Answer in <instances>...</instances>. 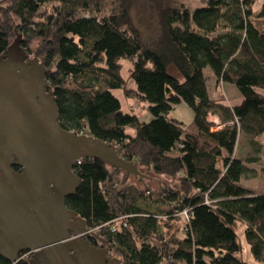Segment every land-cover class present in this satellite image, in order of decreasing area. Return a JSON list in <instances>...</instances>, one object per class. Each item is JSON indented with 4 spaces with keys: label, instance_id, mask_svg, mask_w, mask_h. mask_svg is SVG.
I'll use <instances>...</instances> for the list:
<instances>
[{
    "label": "trees",
    "instance_id": "obj_1",
    "mask_svg": "<svg viewBox=\"0 0 264 264\" xmlns=\"http://www.w3.org/2000/svg\"><path fill=\"white\" fill-rule=\"evenodd\" d=\"M254 3L200 0L189 10L163 0H0V56L19 38L38 59L59 127L169 179L151 190L128 182L151 180L139 171L128 177L94 159L73 167L79 183L66 208L93 230L90 244L110 246L123 264H264V190L239 185L259 160L264 132V7ZM113 41L118 51L98 49ZM205 68L236 88L238 105L208 95ZM117 92L145 103L149 120L123 111ZM180 104L192 112L189 123L169 116ZM238 227L253 263L242 257Z\"/></svg>",
    "mask_w": 264,
    "mask_h": 264
},
{
    "label": "water",
    "instance_id": "obj_2",
    "mask_svg": "<svg viewBox=\"0 0 264 264\" xmlns=\"http://www.w3.org/2000/svg\"><path fill=\"white\" fill-rule=\"evenodd\" d=\"M18 39L0 56V256L12 262L32 250L31 264H120L83 239L90 230L66 208L79 183L72 169L94 159L148 175L111 145L59 127L46 71Z\"/></svg>",
    "mask_w": 264,
    "mask_h": 264
},
{
    "label": "rangeland",
    "instance_id": "obj_3",
    "mask_svg": "<svg viewBox=\"0 0 264 264\" xmlns=\"http://www.w3.org/2000/svg\"><path fill=\"white\" fill-rule=\"evenodd\" d=\"M163 2H164V6L167 8L183 6L185 8H188L189 10H193L194 8H196L200 5V0H163ZM150 15L151 14H149V13H145V15L143 16L144 17L143 21H142L143 32H145L146 34H150L153 31V27H154V20L153 19L148 20V17ZM36 46H37V42H33L31 48L35 49ZM121 46H122V44L119 41L105 42V43L100 44L98 46V49H105L111 53V52L118 51L121 48ZM30 56H32V54H30ZM129 66L130 65L127 61H125V60L122 61V68H123L122 69V75L126 79L128 77V74H129V71H128ZM203 77H204V80L206 82L208 95L213 99H217L215 97L217 92L214 90L213 81H212L215 79L214 74L212 73V71L209 68H205L203 70ZM128 84L131 86L132 83L130 81H128ZM228 86H231L230 88H232V90L228 91L227 93L225 91V93L227 95L223 92L222 87H220V89H219V91H220L219 93L221 94L219 97H220V99L222 98V100L226 103H227V101H226V99H224V97H225L224 94L229 98V100H233L232 95L234 94V92L238 95L237 90L233 85H228ZM222 93H224V94H222ZM117 95L119 97L123 111L134 113L142 121L149 120L148 117H150V114L146 110V104L145 103H143L137 99H126L122 95L121 92L120 93L117 92ZM182 106L183 107H180V106L175 107L172 110V112L169 114V116L174 117L175 115H179V117L182 119V121L186 124L192 120V112L186 105H182ZM208 120H209V117H208ZM187 121H189V122H187ZM258 141L262 145L261 154L258 157L259 160L255 164L251 165L252 170L250 171V173H248L239 182V185L241 187L248 189V190H254V191H262V189H264V132L258 137ZM242 149H243V145L240 147L238 154H240V151H242ZM251 152H252L251 155H253V149H251ZM142 170L151 178V180L145 179L144 182L141 183L135 177H133V176L129 177L128 176L129 177L128 182L137 188L148 187L151 190H155L159 186L158 180H160V181L168 180L169 181L168 178L165 179V177H163V176H155L151 172H147L144 169H142ZM139 205L141 208H143L149 212H155V208L153 205L149 206V205H146L143 203H141ZM242 230H243L242 227H238L237 233H238L240 241L243 245L242 257L244 260L252 262L251 258L249 257L247 248L244 245V238H243Z\"/></svg>",
    "mask_w": 264,
    "mask_h": 264
},
{
    "label": "flooded vegetation",
    "instance_id": "obj_4",
    "mask_svg": "<svg viewBox=\"0 0 264 264\" xmlns=\"http://www.w3.org/2000/svg\"><path fill=\"white\" fill-rule=\"evenodd\" d=\"M12 170L16 173H21L22 169L16 165L12 166ZM69 236L71 234L69 233ZM84 240L88 241L90 244V240L87 237H83ZM90 246L96 247L99 250L106 251V255L110 258V260L118 261L120 264H123L120 257L113 253L110 246L104 247L102 243H96V245L90 244ZM35 251L32 250H20L15 253V259L12 262H9L5 258L0 256V264H31L34 258Z\"/></svg>",
    "mask_w": 264,
    "mask_h": 264
},
{
    "label": "crops",
    "instance_id": "obj_5",
    "mask_svg": "<svg viewBox=\"0 0 264 264\" xmlns=\"http://www.w3.org/2000/svg\"><path fill=\"white\" fill-rule=\"evenodd\" d=\"M264 7V0H255V3H254V9L255 10H259V9H261V8H263ZM213 81V87H214V90L217 92V94L215 95V97L216 98H218V99H220V91H219V89H220V87H222V89H223V92L225 93V91H226V93L228 92V91H230V90H232V88H230L231 86H228V85H230V84H220V85H218L217 84V82H216V80L214 79V80H212ZM234 91V90H233ZM224 93H222V94H224ZM225 93V94H226ZM233 93V92H232ZM237 93H238V91H237ZM224 94V99H226V101H227V103H228V105L229 106H236V105H238L240 102H241V97H240V95H239V93H238V95L234 92V94L232 95V99L233 100H229V98L226 96ZM222 99V98H221ZM182 105H184V104H180V105H178V106H180V107H183ZM177 107V106H176ZM175 108V107H174ZM173 108V109H174ZM184 109V108H183ZM172 112V111H171ZM149 118V117H148ZM172 119H175V120H177V121H180V122H183L182 121V119L179 117V115H175L174 117H171ZM190 121V120H189ZM189 121H187V122H189ZM209 121L210 122H213L215 125H220V123H219V120H218V118H217V116H215V115H210L209 116ZM184 123V122H183ZM219 127H221V126H218V128ZM264 189H262V191H263ZM251 192H253V193H260V192H262V191H254V190H250Z\"/></svg>",
    "mask_w": 264,
    "mask_h": 264
},
{
    "label": "built area",
    "instance_id": "obj_6",
    "mask_svg": "<svg viewBox=\"0 0 264 264\" xmlns=\"http://www.w3.org/2000/svg\"><path fill=\"white\" fill-rule=\"evenodd\" d=\"M79 163V162H78ZM78 163H76V164H78ZM75 164V165H76ZM74 165V166H75ZM182 216H183V218L186 220L187 219V217H186V212H182ZM118 224H119V221H113L112 223H109V224H107L108 226H109V230L110 231H112V232H114L116 229H117V226H118ZM123 224V226H125L124 225V223H122ZM90 232L91 233H93V230H90Z\"/></svg>",
    "mask_w": 264,
    "mask_h": 264
}]
</instances>
